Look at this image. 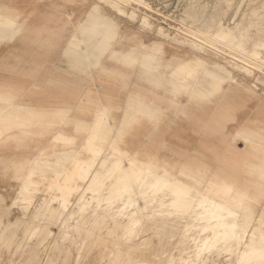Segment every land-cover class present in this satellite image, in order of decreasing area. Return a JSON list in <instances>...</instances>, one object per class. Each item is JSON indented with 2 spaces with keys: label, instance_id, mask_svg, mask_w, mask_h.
Listing matches in <instances>:
<instances>
[{
  "label": "rangeland",
  "instance_id": "obj_1",
  "mask_svg": "<svg viewBox=\"0 0 264 264\" xmlns=\"http://www.w3.org/2000/svg\"><path fill=\"white\" fill-rule=\"evenodd\" d=\"M122 1L124 13L120 15L97 0H0V14L15 18L20 27L12 39L0 42V83L6 84L3 88L19 85L15 102L37 108L36 121L43 110L62 109V121L67 125L65 138L70 137L81 154L85 153L84 129L90 125L95 111L105 108L111 113L115 128L124 125L119 145L128 155L165 166L177 179L180 173L189 174L197 180L200 190L250 220L247 226L252 224L264 230V142L246 147L239 140L233 147L242 154L230 159L223 157L228 149L226 142L242 121H253L249 128L245 127L247 136L264 134V63L251 54L252 50L257 51V56L264 58V49L260 50L264 40L255 31L244 35L240 47L235 48L206 33L205 43L222 53L216 54L207 47L195 54L186 46L185 36L196 33L193 26L173 16L167 8H157L150 0ZM83 23H97V31L102 34L92 36L91 43L94 47L103 45L104 52L93 59L91 68H77L67 74L66 60L57 61L67 40ZM42 26H46L43 32L36 35L34 30ZM47 30H56L58 34L51 46L43 40ZM218 30L223 32L227 28ZM230 33L234 37L241 35L232 28ZM207 65L218 71L213 73L221 78L220 82L210 94L187 92L181 82L184 68L194 66L203 70ZM51 66H58L61 73H54ZM250 66L256 68L248 76ZM160 70H165L166 75ZM62 76H71L69 84L59 80ZM138 106L142 110H137ZM58 128L55 124L38 133L28 132L23 141L0 142V195L6 207L11 205L12 198L26 191L34 193L39 201L41 197H55L60 186L67 188V208L76 209L83 184L66 185L61 177L30 186L25 178L20 180L32 159H41L49 152L50 139ZM10 131L19 130L12 127ZM8 213L5 221L17 215L16 205ZM51 229L57 231L55 226ZM53 238L54 235L48 242L56 246ZM66 247L70 251L68 258L59 257L57 264H78L85 253L84 240L66 243ZM58 250L59 246L51 251L49 247L40 248L37 259L26 263V252L16 249L10 253L0 248V264H45L50 254L59 253ZM214 257L212 264H227V258L231 259L229 253ZM114 262L115 259L104 260L100 264Z\"/></svg>",
  "mask_w": 264,
  "mask_h": 264
},
{
  "label": "bare ground",
  "instance_id": "obj_2",
  "mask_svg": "<svg viewBox=\"0 0 264 264\" xmlns=\"http://www.w3.org/2000/svg\"><path fill=\"white\" fill-rule=\"evenodd\" d=\"M97 1L120 15L124 13L122 0ZM150 1L157 8H167L173 16L195 28L196 33L185 34L188 38L186 46L195 54L206 51L207 47L216 54L222 53L220 49L210 48L205 43L203 36L206 33L235 48L240 47L244 35L255 31L264 40V0ZM15 20L0 14V42L12 39L18 32L20 27ZM97 26V23H83L67 40L57 61L63 63L66 60L67 74L77 68H91L93 59L104 52L103 45L94 47L91 43L92 36L102 34L97 31ZM44 27L35 29V34L41 35ZM221 27H226L227 31L220 32L218 29ZM231 28L241 35L234 37L230 33ZM55 32L47 30L44 34L46 37L43 40L47 45L51 46L57 41L58 34ZM262 46L260 50L264 49V42ZM251 54L264 63V58L257 56V51L252 50ZM230 59L236 61L233 56ZM57 67L51 66V70L61 73ZM207 67L203 70H197L194 66L184 68L181 82L187 92L192 90L199 94H210L213 91L221 78L214 74L218 72L215 68ZM255 68L249 67L248 76ZM160 73L166 75L165 70H160ZM62 77L59 80L65 84L72 79H69L71 76L68 79ZM4 86L5 83H0V142L19 141L28 132L38 133L55 124L59 126L53 131L49 152L41 159H32L20 180L25 178L30 186L45 179L61 177L66 185L77 187L83 184L84 188L76 200L75 210L67 208V188L60 186L55 197H41L39 201L34 193L26 191L12 198L8 207L3 204L0 195L1 249H7L10 253L16 249L26 252V263H30L40 255V248L49 247L51 251L59 246V253L50 254L45 262L57 264L59 257L67 259L70 254L66 243L84 240L85 253L78 264H100L112 259H115L114 264H212L214 256L225 253L231 257L227 258L230 264H264L263 229L252 224L247 226L250 220L200 190L197 180L189 174L180 173L177 179L165 166L128 155L119 145L124 125L115 128L114 119L105 108H98L88 128L84 129L86 137L82 148L85 153L81 154L71 138H65L64 128L67 125L62 121V109L43 110L36 121L37 108L36 111L34 107L15 102L19 85L8 90ZM136 109L142 110L139 106ZM143 113L147 114L146 111ZM252 124L253 121L244 120L234 127L233 136L225 144L228 148L223 156L225 159L242 154L233 147L239 140L246 147L258 146L260 140L264 142V134L259 135V132L247 136L249 132L245 127L249 128ZM12 127L19 131L11 132ZM86 194H89V200H86ZM12 205H16L17 215L5 221L3 218L11 213L8 212ZM51 226L57 227V231L54 232ZM53 235L56 246L48 242ZM66 250L68 253H61Z\"/></svg>",
  "mask_w": 264,
  "mask_h": 264
}]
</instances>
